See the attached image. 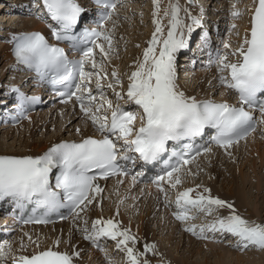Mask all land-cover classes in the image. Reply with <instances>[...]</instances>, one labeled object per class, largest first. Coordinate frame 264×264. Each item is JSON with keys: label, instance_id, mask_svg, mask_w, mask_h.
Listing matches in <instances>:
<instances>
[{"label": "snow or ice", "instance_id": "1", "mask_svg": "<svg viewBox=\"0 0 264 264\" xmlns=\"http://www.w3.org/2000/svg\"><path fill=\"white\" fill-rule=\"evenodd\" d=\"M254 2L255 7L250 10L249 27L242 42L231 52L217 53L219 82L225 89L237 94L238 104H231L212 99L198 100L180 90L177 83V53L189 46L185 29L190 37L195 27L200 26V20L188 13L191 23L184 24L179 16V5L170 4L164 10V16L168 17L165 34L162 18L159 17L160 0H153L152 22L155 30L143 50L142 59L138 58L135 70L128 76L126 93L115 91V85L121 84L115 70L111 72L114 83L107 84L108 88L113 89L117 101L124 100L125 104L137 106V110L130 111L119 102L114 105L112 100L107 99L100 83L102 79L108 78V73L101 75L103 65L97 62L95 49H99L102 60L108 58L115 50L111 32L105 29L103 23L97 28L78 30L85 9L77 0H39L47 17L55 22V27L51 24L49 27L57 43H50L40 31L13 34L7 43L12 45L15 62L34 71L41 81L63 85L66 89L74 86L75 91L58 92L57 95H67L69 100L75 97L80 111L100 135L86 136L79 141L61 140L35 156L0 154V199L12 197L21 208L25 202L35 204L36 208L44 209L45 214L68 208L74 216L80 217L103 192L98 179L130 175L131 170L121 162L153 164L168 153L170 141L187 140L189 143L183 145L184 151H173L169 159L163 161L167 170L151 182L167 197L164 185L177 189L182 184L180 173L201 155L200 151L192 155L190 142L194 138L202 136L208 129H214L212 142L227 152L255 131V124L264 125V100L258 102V94L264 95V0ZM96 3L105 9H116L113 0H96ZM240 15L239 10L232 12L233 18H239ZM111 16L110 11L103 18L107 20ZM231 28H236V25H231ZM204 40L206 44L207 33ZM60 42L67 43L68 48L78 52L80 58L70 59L65 48L58 46ZM84 45L92 47H82ZM224 48L229 49L230 44L225 43ZM229 56L235 59L230 60ZM89 67L91 70H88ZM93 79L101 103H96L97 96L93 95L90 86ZM19 99L23 102L38 98L20 94ZM257 107L259 120L248 110ZM76 132L80 133V129L77 128ZM202 151L208 153L211 148L205 147ZM173 158L175 162L171 163ZM54 170H58V174L53 183ZM143 175V172L133 175L132 184L135 185L138 177ZM186 175H192L190 169ZM199 188L200 185H197L176 192V211L173 212L176 220L185 222L195 219L193 210L211 215L215 210L228 209L229 214L218 216L213 222L199 228L189 224L184 231L198 239L207 238L206 232L230 234L237 238L236 246L240 251L250 247L264 250V224H250L237 213L232 203L210 194L205 195L210 190L204 188L203 192H199ZM119 202L123 203V199ZM165 202L167 205V199ZM24 223H47V220L29 219ZM84 223L85 240L92 241L98 248L96 242L101 238L117 241L116 248L125 252L127 264H141L139 258L155 247L146 244L144 252L136 251V237L130 229H121L115 219H96L92 221L91 229L87 227V221ZM55 245L58 249L59 240ZM8 251H11L10 244L7 250L5 245L0 244V264H3ZM76 257H79V252L69 254L50 247L31 256L14 257L13 264H74ZM143 264H149V261L145 258Z\"/></svg>", "mask_w": 264, "mask_h": 264}, {"label": "rangeland", "instance_id": "2", "mask_svg": "<svg viewBox=\"0 0 264 264\" xmlns=\"http://www.w3.org/2000/svg\"><path fill=\"white\" fill-rule=\"evenodd\" d=\"M21 1H25V0H20L17 3H20ZM178 1H182V0H160L159 8L160 9L164 8L163 9V12H164V10L167 9L165 3H168V8H169L170 4H174V3L178 4ZM202 1L204 0H201V2ZM224 2L225 3H223L222 1L223 5L225 6L223 5L219 6V4L218 6L222 8L223 7L226 8V12H222L223 14H227L228 16L226 20L223 21V23H225V26H224L225 30L223 32V37H224V44L225 43L230 44V48L227 49L225 52L227 51L231 52L232 50H234L236 47L239 46L240 39L242 38L241 36L245 29L244 24L245 22H246V25L248 23L247 19L245 21V16L247 13L246 6L249 4L250 0H225ZM184 5L182 4L183 7ZM233 5H235V9L233 8ZM234 10L240 11L241 15L239 18H233L232 12ZM153 11H154L153 0H123L122 3L119 5V8L116 11V14H114L111 17L110 21L106 25L105 29L111 32L112 37H114V41L118 43L116 45H119L120 48H118V50L116 51L111 52L108 58L103 59V60L101 56L99 55V49H98V52L95 58L98 63H102L103 65V70L101 71V75L103 76L104 72L106 71L108 73V78L102 79L100 83L103 88L104 96L107 99L112 100V102L116 100L115 95H114L113 89L107 87L108 83H114L111 80V72L113 70L117 71L120 77V80H121V84L115 85V91H119L123 94L124 89L127 87L129 83L128 76L131 74L132 70H135L134 64L130 62L131 61L130 56L131 55L137 56L139 54L140 57H142L143 50L146 48V45H148L146 39L150 40L152 33L155 30V26L153 25V22H152L153 21ZM181 11L182 10H180L179 16L180 14H182ZM23 12L24 10H20L19 13H16L17 17L27 19V22H26L27 26H31L32 24H35L36 21L34 22L32 20H29L28 18L30 17L26 15V13H23ZM3 14H6V11H3ZM161 15L162 14H160L159 17ZM161 21H164V18H162ZM233 24L236 25V29L231 28V25ZM162 26H164L163 23H162ZM16 27L19 29L21 26L19 24H13V26L9 28L6 27L5 29H1L3 30V32L7 33V35L5 33L3 36H5V38L11 36L13 31L16 29ZM228 28H230L229 31H228ZM0 38H2V40H0V45L3 47V49H6L5 47L7 46L6 40L4 41V37H0ZM105 48H107L106 44H105ZM0 58H1L0 59V74H3L2 72H4L5 65H7V68H8V61L5 60L4 59L5 57H2V55H0ZM229 58H232V60L235 59V57H232V56H229ZM12 70H13L12 68H9L8 69L9 73H13V76H16V79H18L19 76H17L18 75L17 71L15 70L12 71ZM88 70H91L90 67ZM216 72H217V69H216ZM217 74H220V73L217 72ZM210 76L211 74L209 75V77ZM196 77L197 75H195V78ZM195 78L190 77V80H189L188 76H186V79H188V80H185L187 84L184 82L183 79L181 80V82L184 83V86L187 85V88L189 90L191 89L190 91L193 92L195 97L196 95L202 96L201 94L209 92V89L207 88V83H210L211 79L209 81L207 79L208 82H206V85L203 86L204 88L200 85L194 89V87H192V84H194L193 82L195 81ZM93 81H95V79H93ZM188 84L190 85L191 88H189ZM221 91H223V87L218 86L217 90L214 92V95L219 97L221 95ZM189 96H193V95L189 94ZM222 97L223 95L220 98ZM116 102L117 100L115 101L114 105L116 104ZM45 116L46 115L42 114L41 117L40 116L35 117L33 118V120L23 125V127L17 128L16 130L17 132H15L16 137L12 140L9 139L10 137L6 138L7 136L4 135L7 132L0 130V150H3V151L8 150L9 153L10 152L30 153V146H32V143H35V144L39 142L41 143L45 140L53 139L54 137H57L59 135H63L64 138L67 136H70V134L73 136L78 135L75 127L76 126L78 127L79 122L83 121L82 119L84 118L82 117L81 119V117L80 118L77 117L78 119L76 118L75 121H73L72 123L70 122L71 124L68 123L67 129H66L67 131L63 129L65 130L63 132L62 127L64 126V122H65L64 120L59 121L58 120L59 118L58 119L56 118V120L49 121L47 120L49 116L47 117V119L45 118ZM53 119H55V116ZM43 122L45 124H42ZM30 127H33V129L27 130ZM262 127H264V125ZM70 129L72 130L69 132L68 130ZM255 143L258 144L259 150L256 151L253 155H251L250 153L252 152H250L248 149L249 147H253ZM262 151H264V128L260 130L258 133H256L255 138L250 143H247L245 145L243 144V146L241 145L238 148L227 151V154L225 156L229 155V157H232L235 154L236 157L234 158L233 161H228V160H227L228 162L226 161L224 168L220 170L222 173L216 170L217 172H220L222 174L219 181H217V178L214 175L212 177H209L208 175H206L205 164L211 161H208L209 156H205L204 159L198 161L197 163V165L202 166V168H200V171L197 172L196 170L191 169L190 171L192 175H186V172L182 174L181 179H182L183 187L191 186L192 188H195L197 185H200L201 187L203 185H210L211 183V184H214V186H216V189H218V191L222 195L223 193L227 192V188L225 187L223 188L222 184L223 183L227 184L229 180H233L234 188L239 189V194L241 193L240 195L244 196V197H241L239 195L240 199L241 198L246 199L245 200L246 204H244L243 206L244 209L242 211L240 210L242 213L238 212V214L242 218L248 220L250 224L257 223V222L259 224H264V197H263L264 196V153ZM239 156L240 158L238 159ZM219 162L220 164L222 163V161H219ZM209 167L210 166H208L207 168ZM109 188H112V187H110L109 185L105 186V189L102 192L101 196H102L103 201L100 204L99 210L95 212L94 209L92 208L93 205L95 206L96 204V200H94V202L87 207V210L82 212L80 214V217H78L75 220L76 225H81L82 221H85V219H88L87 217H91V216L95 217L96 215L97 216L100 215L102 216V218H105L106 216L107 218H110V216L113 215L112 217H115L118 220L120 219L123 223H125L126 226L130 225L129 227L131 229L132 228L134 229L136 233L135 235L138 238L137 241L146 243L144 238L140 239L138 236L139 230L142 229L144 233H146L148 236L147 242L151 241L153 244L152 243L150 244L155 246L154 247L155 251H162V252L165 251L167 255L170 256L171 258L173 256L177 260L181 259L185 263L187 262L186 264H214L216 262L215 260L216 257L215 255L214 256L212 255V252H214L216 248L217 249L219 248L225 251L231 250L241 255H244L245 253L250 252L248 250L240 251L239 248L236 246L237 244H235L236 239L233 238L231 235L229 236L223 235L221 238H219L217 236L209 234V232H206L205 235L207 238L198 239L195 236L194 239L196 238L197 241L189 240L188 236H190L191 234L189 232L184 233V231H182L181 228H178L179 227L178 223L174 222L175 217L173 215V212H175L176 210H174L175 208L173 207L172 204L156 205V208L158 206V208L157 209L155 208L156 210H154L157 213L156 214L154 212L156 214V217L155 218L153 217L151 219L152 221H148V224L146 226H143L146 222V220L144 219L142 227L139 228L140 218L142 217V215H146L145 213L146 206L140 207V204L142 203L143 200H141L140 198L139 200L141 201L135 202L136 200H133L130 196V195H133L134 192L127 191V193L124 196L123 203H118V200L113 198V195L115 196L116 191H114L115 193L111 194V191L109 192L110 190ZM198 190L199 189H197V191ZM179 191H181L180 188H179ZM175 196H176V190L173 191L172 189H170V192H168L167 197L163 195V197L160 196V198L163 201H166L167 199L168 203H170L172 202V199L174 200ZM119 199L121 200L122 198L119 197ZM260 211L262 213H259ZM192 214L196 215L195 219L190 220L192 222L185 221V222H181L180 224L185 225L186 223H194V224L200 223L201 225H205V224L213 222L218 216L223 217L222 215L220 216V214H218V216L211 218L202 212L200 214L199 213L197 214L195 213V210H193ZM258 216H259V219L254 218ZM252 220H254V222ZM67 225H65L64 227H66ZM87 225L89 226V223H87ZM64 227H62L60 231L58 230L54 231V230H48V229L45 231L43 229H41L40 231L38 230L36 231V229H34L30 231L29 236L27 238L24 235L20 236V234L17 235V237H21V239L19 238V241L21 245L24 246L23 251L26 254L30 253L34 249H39L42 246H51V247L53 246L56 248L55 242L57 240H59L58 249L62 248L64 251H69V246H71V243L76 244V246L78 247V243L82 242L81 236H84V232H83L84 227L80 229L76 228L73 231V233L75 232L76 236H73V237L70 236V238L68 239H66L65 237ZM73 227H74V224H73ZM68 228L70 229V225L65 228V231ZM59 234H60V237H59ZM29 237H31V241L29 240ZM216 239L217 240L219 239V240L217 241ZM16 241H18V238L14 237L12 239V242L8 241V243L15 246ZM178 242H180V246H179L180 249L178 250V252H176V248L174 245L175 243L177 244ZM116 243L117 241L114 240V242L111 245H109L107 248H104L103 252L100 255H96L93 258L90 257V254H88V250H86L84 255L81 257L82 259L79 262H78L79 259H77L75 264H127V258H126L125 252L118 250L116 248ZM196 243L200 245L199 249L202 248V250L206 252L212 251V252H209L211 254L207 253L208 255H203V254L198 255V256L195 255V250L193 248H195L194 245ZM37 245H39V247H37ZM129 246L131 247L132 245L129 244ZM191 249H193L192 254L188 255L187 253ZM253 249L254 251L251 250L250 253L259 254L262 251L254 247ZM84 250L85 249L81 248V252ZM135 250L138 251L136 248ZM81 252L79 253L82 254ZM14 253L15 251L13 252L8 251L5 259L7 258L9 259V257H12ZM255 257L256 256L254 255L253 260H258L257 258H259V255L256 258ZM139 259L141 261V264H143L144 259H142L141 257ZM205 259L207 263H204ZM178 261L180 262V260ZM260 262L262 261L260 260ZM251 264H255V263L251 262ZM261 264H264V262H262Z\"/></svg>", "mask_w": 264, "mask_h": 264}, {"label": "bare ground", "instance_id": "3", "mask_svg": "<svg viewBox=\"0 0 264 264\" xmlns=\"http://www.w3.org/2000/svg\"><path fill=\"white\" fill-rule=\"evenodd\" d=\"M11 1H15V2H17L16 0H11ZM208 1H210V0H206V2H208ZM224 1V0H223ZM195 0H193V3L195 4ZM213 0H211L210 1V3L208 4V8L210 7V4H213ZM223 3H225V2H223ZM30 4V3H29ZM207 4V3H206ZM217 4H219V6H220V3H218V1H216L215 2V4L214 5H217ZM178 5H179V7H180V10H182L181 12H182V14H180V18H181V20L184 22V24H186L187 22H189L190 20L188 19V13L189 12H186L185 11V9H186V7H183L182 6V3H181V1H178ZM1 6H4V7H1ZM7 4H5V5H3V3L2 2H0V17L1 18H4V17H7V15L9 16L10 15V18L11 19H9V18H5V19H3L2 21L4 22V23H6V21H9V20H11V21H13L14 19V15H12V14H3V10H8L7 9ZM34 6H38V5H36L35 3H34V5H33V7ZM197 6V5H196ZM218 6V7H219ZM255 7V2H254V0L251 2V4L249 5V7H248V10L250 11L251 9H253ZM163 9L164 8H161L160 9V11L162 12H159V15L160 14H162L160 17L161 18H164V21H161V23H163V27H164V31H165V34H166V32H167V21H168V17H165L164 16V12H163ZM201 10H199V8H198V11L196 12V13H193L192 14V12H191V15L192 16H196L197 15V13L198 12H200ZM114 14H116V13H114ZM4 15H6V16H4ZM250 16H251V11L249 12V16H248V18H247V25H246V27H245V29H244V33L246 32V29L249 27V20H250ZM13 17V18H12ZM211 19L214 21H218V19L216 20V17L214 18V17H211ZM110 21V20H109ZM108 21V22H109ZM26 22H27V20H25L24 18H21L20 19V21L17 23V24H19L21 27L19 28V29H15L14 30V32H15V34H18V33H20L22 30H43V28H44V26H43V24L42 23H39V21H38V23L37 24H35V25H33L32 27L31 26H27V24H26ZM107 22V23H108ZM22 25H21V24ZM190 23H191V21H190ZM28 25H29V23H28ZM107 25V24H106ZM106 25H105V28H106ZM0 26H4L3 25V23L0 21ZM7 26V25H6ZM6 26H4V29L6 28ZM8 26H13V24H9ZM9 28V27H8ZM8 32V31H7ZM187 32V30L185 29V33ZM4 33H6V32H4ZM6 35H7V33H6ZM5 38V37H4ZM147 40V43H148V39H146ZM116 44H118V43H116V41H114V37H113V45H114V48H115V50L114 51H116V50H118V48H120L119 47V45H116ZM146 44V43H145ZM131 47H133V46H131ZM225 49V48H224ZM7 50V48L6 49H3V47L0 45V55H2V57H5L4 59L5 60H10L11 59V57H10V48H9V45H8V51H6ZM131 57V63H133L134 64V66H135V64H136V62H137V60H138V58H140V59H142V57H140V55L138 54L137 56H134V55H131L130 56ZM10 58V59H9ZM1 59V58H0ZM230 60H231V58H229ZM183 60H185V58H183ZM11 61V60H10ZM6 62V61H5ZM130 63V64H131ZM114 66V65H113ZM116 66V65H115ZM118 66V65H117ZM133 66V67H134ZM183 66H186V65H183ZM109 69V68H108ZM13 71V70H12ZM132 71H134V70H132ZM107 72V71H106ZM186 72V73H185ZM182 73H185V75L186 76H188L190 73L188 72V71H183ZM217 73V72H216ZM29 75V74H28ZM183 75V74H182ZM195 75H197V77L195 78V77H193V78H195V81H194V79H193V83L194 84H192V87H194V89L197 87V86H205V84H206V82H208L210 79H208V81H207V74L205 75V74H195ZM220 75V74H219ZM16 77V76H15ZM28 77H30V76H28ZM189 77H192V74L189 76ZM208 78H209V75H208ZM192 81V80H191ZM215 82V81H214ZM214 82H212L211 80H210V83H207V87H210V85H211V83H212V86H215V85H213V83ZM180 84V83H179ZM187 84V83H186ZM190 84V83H189ZM188 84V85H189ZM184 88H187V87H184ZM189 88H191L190 87V85H189ZM204 88V87H203ZM206 89V88H205ZM182 91H184L185 92V94L186 95H191L192 93L189 91V90H186V89H183ZM205 91V90H204ZM193 95V94H192ZM211 95V94H210ZM209 95V96H210ZM196 96H198V95H196ZM198 97H201L200 95L198 96ZM211 97V96H210ZM115 99H117L116 97H115ZM1 103H4V102H2V101H0ZM117 102H119L121 105H124V100H120V101H117ZM116 102V103H117ZM68 108L69 107H65V108H61L60 110H58V111H56L55 113H51L50 115H54L55 116V119L54 120H56V118L59 120V121H61V120H64L63 122H64V125L67 123V121L70 119L71 120V123L73 122V121H75V119L78 117V114L80 113V111H77V113L75 114V116L74 115H71V114H68ZM41 112H38V114H40ZM37 114V115H38ZM42 114H44L45 115V113L43 112V113H41L40 115H42ZM109 114H110V112H109ZM41 117V116H40ZM67 119V120H66ZM31 120H33V118L31 117V118H29L26 122H24L23 123V125H25L26 123H28L29 121H31ZM83 121H86V119L85 118H83L82 119ZM46 122V121H45ZM70 123V124H71ZM42 124H45L44 122L42 123ZM139 124V122L137 121V125ZM23 125H22V127H23ZM87 125V124H86ZM263 125H259V128H258V131L257 132H255V134H253V135H251L250 137H249V139H247V140H245V141H243L241 144H239V145H236V146H234V147H231L230 149H235V148H238V147H240L241 145L243 146V144L245 145V144H247V143H250L251 141H253V139L255 138V135H256V133H258L260 130H262L264 127H262ZM63 128V127H62ZM77 128H79V126L77 127ZM85 128H86V132L84 133V135L85 134H87V132L88 131H90V128L89 127H86L85 126ZM33 129V127H30L29 129H27V130H32ZM65 129H67V128H65ZM17 129H12L11 131H9V132H7V133H5L4 135H6L7 137L6 138H8V137H10L9 139H14L15 137H16V134H15V132H17L16 131ZM20 130V129H19ZM72 129H70V130H68L69 132L71 131ZM81 130V129H80ZM67 131V130H66ZM11 132V133H10ZM91 132V131H90ZM89 132V133H90ZM83 135V134H82ZM82 135H80V136H82ZM61 138L63 139L64 138V136L63 135H59V136H57V137H54L53 139H50V140H45V141H43V142H39V143H37V144H35V143H32V146H30V153H26V152H24V153H15V152H8V150H5V151H3V150H0V154H14V155H39V153H41V152H43L44 150H46L48 147H49V143H51V144H53V142H55V141H58V140H61ZM71 137H67V139H70ZM67 139H65V140H67ZM31 144V143H30ZM230 149H228V150H230ZM250 152H252V153H250L251 155H253L256 151H258L259 150V146H258V144L257 143H255L254 145H253V147H249V149H248ZM263 153H264V151H262ZM230 153V152H229ZM258 153H260V152H258ZM227 154V152L224 150V149H218V148H212L211 149V151L210 152H208V154H205V155H203V156H201V157H198V159H196L195 161H193L191 164H189V166L187 167V169L185 168L181 173H180V175L181 174H183L184 172H187L189 169L191 170H196L197 172L198 171H200V168H202V166H200V165H197V163H198V161H200V160H202V159H204V157L205 156H209V158H208V161H211V162H209V163H204L205 164V172H206V175H208L209 177H212L213 175L217 178V181H219L220 180V178H221V176H222V172L220 171V170H222L223 168H224V166H225V163H226V161L228 160V161H233L234 160V158L236 157V155L234 154L232 157H229V155H227V156H225ZM244 154V153H243ZM241 155V154H240ZM260 155V154H259ZM242 156V155H241ZM228 157V158H227ZM214 158V159H213ZM227 158V159H226ZM240 158V156L238 157V159ZM221 159V160H220ZM247 159V158H246ZM205 161V160H204ZM219 161H222V163L220 164V162ZM227 161V162H228ZM244 161V160H243ZM235 163V162H234ZM241 163V162H240ZM230 164V163H229ZM235 165V164H234ZM239 165V164H238ZM208 166H210L209 168H207ZM199 167V168H198ZM228 167V166H227ZM236 167V166H235ZM234 167V168H235ZM238 167V166H237ZM216 170H218V171H220V172H217ZM237 170V169H236ZM238 173H239V171H238ZM197 175V174H196ZM224 176V175H223ZM194 177V176H193ZM187 180V179H186ZM192 180V179H191ZM113 182H116V184L115 185H117L116 186V188H118L119 190H117L116 188H115V190L114 191H118L119 192V194H120V198H122L124 195H125V191H127V190H130V189H132V190H134V185L132 184V181L131 180H129V179H126V180H123V183H118V181H113L112 180V182H109L108 184H112ZM189 182V181H188ZM192 184V183H191ZM99 185H100V187H102L103 186V183H99ZM106 185V184H105ZM224 185V186H223ZM234 181L233 180H229L228 182H227V184H222V187L224 188H227V192L226 193H223L222 195L220 194V192L218 191V189H216V186H214V184H211L210 183V185H203V186H201L200 188H199V192H203V189L204 188H208L209 190H210V193H205V195H208V194H210L211 196H213V197H218V198H220V199H223V200H225V201H227V202H229V203H232L233 205H234V207H236V210H237V213L239 212V213H242L241 211L244 209L243 208V206H244V204H246L245 203V198L243 199V198H241L242 199V201H241V199H240V197H239V195L241 194H239V189H237V188H234ZM113 186V185H112ZM111 187V186H110ZM182 187H183V184H181V185H178V187H177V189H175L176 190V192L177 191H179V188H180V190H182ZM144 188V187H143ZM168 188V187H167ZM146 189V191H145V193L146 194H143L144 192V190H141V191H138V193H135V194H133L131 197H132V199L133 200H136L135 198H137L138 196H140V198L144 195V200L142 201V203L140 204V207L141 206H146V211H145V213H146V215H142V217L140 218V222H139V228H141L142 227V225H143V222H144V219L146 220V222H145V224L143 225V226H146L147 224H148V221H152L151 219L154 217H156V212L154 211V210H156L157 208H158V206H157V208H156V205H160V204H166V202L165 201H163L161 198H160V196H161V193L157 190V188H156V186H148L147 188H145ZM169 190H166L167 192H170V188H168ZM173 190V189H172ZM261 190V189H260ZM174 191V190H173ZM109 193V192H108ZM142 194V195H141ZM110 195V194H109ZM108 195V196H109ZM154 195V196H153ZM164 195V194H163ZM192 195H194V194H192ZM241 196V195H240ZM241 197H244L243 195L241 196ZM264 197V196H263ZM106 198V197H105ZM139 198V199H140ZM96 200H97V202H96V204H95V206L93 205V209H94V211L96 212V211H98L99 210V207H100V204H101V200H100V195H98L97 197H96ZM244 200V201H243ZM154 204V205H153ZM168 204H170V203H168ZM99 205V206H98ZM156 208V209H155ZM241 210V211H240ZM156 214H155V213ZM196 213V212H195ZM244 213H245V211H244ZM259 213H262L261 211L259 212ZM198 214V213H197ZM200 214V213H199ZM218 214H220V216L222 215V216H227L228 214H229V210L228 209H220V210H215V211H213V213L211 214V215H208L209 217H211V218H214L215 216H218ZM112 215V214H111ZM113 216V215H112ZM112 216H110V218H113ZM145 216V217H144ZM88 219H85V221H87V223H89V226L87 225V227L89 228V229H91V223H92V221H94V220H96V219H99V218H102V216H91V217H87ZM254 218H258L259 219V216L258 217H254ZM91 219V220H90ZM104 219H108L107 218V216L104 218ZM168 219V218H167ZM174 219V218H173ZM72 220V221H71ZM74 220V221H73ZM75 220H76V216H74L73 218H71L70 219V221H68V222H66V223H62V224H59L57 227H59V226H64V225H67V224H70L71 222H73L74 223V227L71 229H66V231H65V237H66V239H68V238H70V236L71 237H73V236H76L75 235V232L73 233V231L76 229V228H78V229H80V228H83V227H85V224H83L84 223V221H82L81 222V225H76L75 224ZM251 221V220H250ZM253 222H254V220H252ZM260 221V220H259ZM175 223H178V228H181V230L182 231H184V228L187 226V225H189V224H194V223H186L185 225L184 224H180L181 223V221H176V219H175V221H174ZM189 222H192V221H190L189 220ZM258 223V222H257ZM203 224V223H202ZM195 225H197V227L199 228V226H201V224L200 223H195ZM41 228H44V229H48L47 227H41ZM41 228H34V227H27V228H23V229H21V233L27 238L28 236H29V233H30V231H32V230H34V229H36V230H39V229H41ZM49 228H52V227H49ZM122 229V228H121ZM180 230V231H181ZM181 231V232H182ZM131 232V231H130ZM186 231H184V233H185ZM183 233V232H182ZM20 234V233H19ZM18 234V235H19ZM25 234H27V235H25ZM131 234L133 235V233L131 232ZM191 234V233H190ZM189 234V235H190ZM209 234H212V235H214V236H217V237H219V238H221L223 235H226V236H229L230 234H221V233H211V232H209ZM216 234V235H215ZM21 235V234H20ZM133 236H135L136 237V244H135V248L139 251V252H144V246L146 245V244H149V245H151L150 243H152L151 241H148L147 242V234L146 233H144V231L142 230V229H140L139 230V232H138V236H139V238L140 239H143L144 238V240H145V242L146 243H144V242H139V241H137L138 240V238H137V236L136 235H133ZM232 236V235H231ZM82 237V239L84 238V236H81ZM189 237V240H191V241H197V240H195L194 239V237L195 236H193L192 234L190 235V236H188ZM213 237V236H212ZM233 238H235L236 239V241H235V244H237V238L236 237H234V236H232ZM15 238H18V241H16V245L14 246V245H11V251L13 252V251H15V253L13 254V256L12 257H10V259L9 260H7V261H10V260H13V258L14 257H19V256H21V255H26V256H29L30 254H32V253H35V252H39V251H42V249H46V248H48V247H50V246H42L41 248H39V249H34V250H32L30 253H28V254H26L24 251H23V247H22V245H21V243H20V241H19V237H17V236H15ZM217 240V239H216ZM219 240V239H218ZM217 240V241H218ZM199 242V241H198ZM27 243V242H26ZM25 243V244H26ZM194 243V242H193ZM80 244V245H79ZM131 244V243H130ZM153 244V243H152ZM7 245H9V243H7L6 244V249H7ZM198 244L196 243L195 245H194V247L195 248H193L194 250H195V255H201V254H203V255H208V254H211V253H209V252H212V251H204V250H202V248H200L199 249V246L200 245H198ZM85 246H87L86 244H84V242H83V240H82V242L81 243H78V247L76 246V244H73V243H71V246H69V251H66V252H68L69 254H71L73 251H76V252H81V248H85ZM175 248H176V252H178V250L180 249V242H178L177 244L175 243ZM182 247V246H181ZM52 248V247H51ZM157 248V247H156ZM103 249V248H102ZM193 249H191L190 251H188V255H191L192 254V250ZM58 250H60V251H64L63 249H58ZM91 250V249H90ZM154 250V249H153ZM149 251V252H147V253H145V255L144 256H141V258L142 259H147L148 261H149V264H186L183 260H181V259H178V260H180V262L175 258V257H173L172 256V258L170 257V256H168L167 255V253L164 251V252H162V251ZM251 250L252 251H254V249H253V247H250L249 249H248V251H250L251 252ZM221 251H223V252H221ZM105 252H107V251H105ZM240 252V251H239ZM245 253L244 255H241V254H239V253H236V252H233V251H225V250H222V249H217L216 248V250L214 251V252H212V255L214 256L215 255V257H216V262L214 263V264H231V263H233V264H251V262L253 263H255V264H261L262 262H264V250H262L261 251V253H259V254H254V253ZM208 253V254H207ZM80 254V253H79ZM186 255V254H185ZM254 255L257 257L258 255H259V258H257L258 260H253V257H254ZM96 255L95 254H93V251L91 250L90 251V257H95ZM255 257V258H256ZM203 258V257H202ZM8 259V258H7ZM260 260L262 261V262H260ZM122 262V261H121ZM121 262H119V263H121ZM204 263H207L206 262V259H205V262Z\"/></svg>", "mask_w": 264, "mask_h": 264}]
</instances>
